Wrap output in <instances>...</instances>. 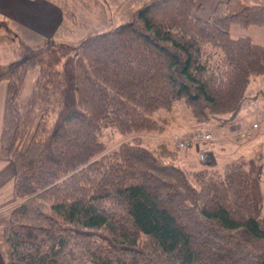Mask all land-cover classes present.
I'll return each instance as SVG.
<instances>
[{"label": "trees", "instance_id": "trees-1", "mask_svg": "<svg viewBox=\"0 0 264 264\" xmlns=\"http://www.w3.org/2000/svg\"><path fill=\"white\" fill-rule=\"evenodd\" d=\"M46 1L72 19L65 0ZM198 9L137 0L118 26L78 45H30L0 18L12 56L0 64V157L16 172V202L0 222L4 264H264L256 160L237 153L220 170L188 169L167 142L148 147L137 135L181 119L191 132L182 137L253 124L245 110L264 45L229 27L264 28V0L219 1L207 19ZM33 68L43 108L21 149L27 125L14 102ZM106 129L131 138L107 151Z\"/></svg>", "mask_w": 264, "mask_h": 264}, {"label": "rangeland", "instance_id": "rangeland-1", "mask_svg": "<svg viewBox=\"0 0 264 264\" xmlns=\"http://www.w3.org/2000/svg\"><path fill=\"white\" fill-rule=\"evenodd\" d=\"M136 1L137 0H65L73 16L72 19H70L65 15L68 22L72 23L71 29L70 27L67 29V36L70 39L57 40L56 42L78 45L82 38L110 31L120 24V16H122L127 9L134 6ZM15 31L18 32L20 39L30 45H48L46 41L39 39L35 33L27 28L19 26V28H16ZM229 33L233 37L248 36L254 43L264 45V28L261 26L252 25L243 27L235 23L230 25ZM11 59V46L5 42H0V64L8 63ZM36 73L37 68L30 69L26 73L14 102L15 106L23 115L27 125V132L23 142L21 143V149L26 148L28 145L43 108L42 103L37 98L34 87V77ZM250 85L251 90L256 89L257 91L252 90L254 98L250 104L251 107L248 106L245 110V113L248 114V117L246 118H248V120L252 123H258L260 127L252 138L238 141L225 135V138L223 139L221 138L214 140L211 143H207L201 147V149L206 153L208 152V155L206 154L204 160L202 161L198 158V149H196L197 153H195V157L189 159H187L186 154H184L186 153V149L183 151H180L178 148L177 149L179 150V155L183 159V162L180 161L181 166L188 169L206 167L220 170L226 161L235 158L233 154L235 152L238 154L242 153L243 155L255 159L259 168L262 210L264 212V76L256 78ZM6 88V82L1 81L0 110L5 102ZM183 114L180 112L177 113V115L181 117H183ZM186 120L187 119H185V122ZM180 121L182 122L181 124H172L171 126L165 127V129L160 132H141L137 135L141 137L143 145L153 147L160 141H164L167 142L168 147L173 150L175 149L173 140L177 142L178 138H182L181 136L191 133L186 131L187 126L184 125V119H181ZM235 127L243 128L244 126L237 125ZM234 129V127L233 129L230 128L229 133ZM207 130H205V132H212L211 134L213 136H219L216 135L219 131ZM229 133L221 132V134L227 135ZM130 138L131 137L126 138L112 129H106L102 136V140L106 145L107 151L115 148L125 139L129 140ZM229 145H231V149L228 147ZM221 150L222 152H220ZM231 153L233 154L232 156ZM237 156L238 155H236V157ZM14 173L16 174L15 167H13L12 164L8 165V169L0 168V176L3 178V182H1L0 179V184L2 186V190L4 189L2 195H0V222L6 218L9 207L16 202L14 184L11 181V177ZM86 264L91 263L86 262Z\"/></svg>", "mask_w": 264, "mask_h": 264}, {"label": "crops", "instance_id": "crops-1", "mask_svg": "<svg viewBox=\"0 0 264 264\" xmlns=\"http://www.w3.org/2000/svg\"><path fill=\"white\" fill-rule=\"evenodd\" d=\"M219 1H225V0H197L199 9L195 10L194 12L195 16L201 19H207L210 16L215 5ZM0 18H4L11 21L17 29L19 28V26H22L23 28H27L31 30L33 33L37 35L39 39H42L47 43L56 42L57 40L70 39L67 36L68 33L67 29L69 27L71 29L72 23L68 22V19L65 17V14L56 4L46 0H0ZM59 43H65V42H59ZM2 113H3V106L0 110V124L2 121ZM233 127L236 128L234 125L232 127H229L228 129L223 127V128H219V130H214V131H219L220 134L221 132L226 133L227 131L230 130V128L233 129ZM219 133L217 134L219 135ZM255 133L253 135H255ZM173 141L175 144V149L173 150L179 152V150L177 149L176 141L175 140ZM229 148L230 149L232 148L231 145H229ZM185 151L186 153L184 154H186L187 159L195 157V153H197L196 149H186ZM220 152H222V150ZM236 154L237 153H235L234 157H236ZM181 162H183L182 158H181ZM10 164H12V166L14 167L13 161L11 159L0 157V168L8 169V165ZM197 168H201V167H197ZM0 179L1 182H3V178L1 176ZM14 180H15V173L11 177V181L13 182V184H14ZM3 191L4 189L2 190V186L0 184V195H2ZM0 264H4L1 255H0Z\"/></svg>", "mask_w": 264, "mask_h": 264}, {"label": "built area", "instance_id": "built-area-1", "mask_svg": "<svg viewBox=\"0 0 264 264\" xmlns=\"http://www.w3.org/2000/svg\"><path fill=\"white\" fill-rule=\"evenodd\" d=\"M258 129V123H253L248 128H235L233 131H230L228 135L223 134L219 136H213L211 133H194L178 139L177 146L180 149H198L199 159L202 161L204 160L206 154L205 151L201 149V147H203L205 144L211 143L214 140L221 138L223 139L225 138V135L238 141L246 140L251 138Z\"/></svg>", "mask_w": 264, "mask_h": 264}]
</instances>
